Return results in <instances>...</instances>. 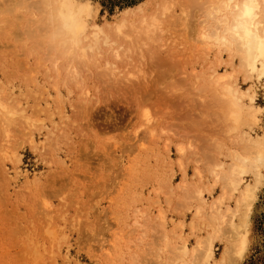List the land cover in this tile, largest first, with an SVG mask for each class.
<instances>
[{
	"label": "rangeland",
	"instance_id": "rangeland-1",
	"mask_svg": "<svg viewBox=\"0 0 264 264\" xmlns=\"http://www.w3.org/2000/svg\"><path fill=\"white\" fill-rule=\"evenodd\" d=\"M89 1L103 25L143 2L149 14L156 0ZM35 2L0 0V91L17 108L7 132L0 124V264H179L175 247L186 244L191 256L206 237L222 187L203 163L219 124L210 120L211 97L198 89L232 73L240 90L252 87L261 107L254 132L262 133L264 79L242 71L233 52L206 46L201 30L214 23L202 0L189 1L185 13L175 3L160 17L156 41L124 40L115 59L104 53L102 63L115 61L106 72L84 69L70 79L60 61L62 77L48 75L37 65L46 58L41 36H29L38 30L29 9ZM13 152L20 161H10ZM251 182L247 176L242 186ZM193 186L205 204L198 214L187 197ZM237 195L220 206L226 220ZM248 219L247 250L232 264H264V172ZM223 225L208 264L218 263L229 240Z\"/></svg>",
	"mask_w": 264,
	"mask_h": 264
},
{
	"label": "bare ground",
	"instance_id": "bare-ground-1",
	"mask_svg": "<svg viewBox=\"0 0 264 264\" xmlns=\"http://www.w3.org/2000/svg\"><path fill=\"white\" fill-rule=\"evenodd\" d=\"M189 1L191 0H156L154 10L149 14H143V5L146 3L143 2L134 7L124 8L120 11V16L114 18L112 22L108 21L100 25L94 20L96 9L89 0H36L29 9L32 17L38 22V30L30 33L29 36H41L42 47L46 50V58L39 57L37 65L43 66L48 75L52 69L57 78L62 77L63 69L58 66L60 61L61 66L68 70L66 72L70 69L72 75L70 79L79 76L84 69L106 72L110 66L113 67L115 61L107 57L102 63L101 57L104 53L112 52L115 59L118 57V48L123 46L124 40L132 41L136 45L137 42L142 43L141 40L156 41L155 31L160 25V17L172 12L170 10L175 3L177 5L179 3L182 12L185 13ZM202 6L207 17L214 23L210 31L201 30V39L206 46L214 47L219 51L223 49L233 52L239 58L242 71L249 77H254L256 81L264 79V0H202ZM24 10L27 11L28 8ZM127 49L130 50V46H127ZM230 75L229 77L218 75L212 80L208 79L209 76L207 82L203 81L205 83L202 84L201 89H198L211 97L208 101L205 100L207 101L205 103L213 119L210 117V120L213 125L219 124L217 126L220 129L217 131L219 129L213 128L219 132L217 133L219 135L212 140L213 142L208 140L211 142L209 145L212 146L207 145L208 147L203 148L202 152H205V154L201 152L203 163L213 176V182L220 183L222 187L216 205L210 206L211 211L208 210L207 223L210 230L206 237L195 242L196 245L191 247V256L186 244L175 247L174 255L177 250L175 260L179 264H208L213 258L214 241L221 233L219 227L222 223L225 225L224 222H227L225 226L230 236L216 264H232L233 260H239L244 255L248 247L250 230L248 215L264 172V132H254L260 120L258 114L261 113V107L255 105L256 96L252 87L240 90L231 82ZM63 79L66 80L64 76ZM197 80L196 77L194 83H197ZM2 93L0 91V124L7 132L8 127L13 124L17 108L7 102ZM203 105H201L202 109ZM204 107L206 109V106ZM142 113L145 121L149 122L147 110ZM203 119L205 120L204 116ZM29 120L32 123L31 117ZM29 120L25 121L31 125ZM195 128L197 130V127ZM209 128L212 129V125ZM30 133L28 132L29 135ZM226 140L230 141L228 145L225 143ZM3 152L7 158L6 151ZM183 152L184 146L179 144L177 153L181 156ZM11 158H14V162L20 161L15 152L10 156V161ZM226 159L230 162L227 167L224 164ZM249 175L252 182L242 186V182L247 176L250 177ZM198 188L194 189L193 186L194 190L187 196L191 201L198 203L197 214L205 205L202 190ZM235 192L238 195L234 203V211L230 212V220H226L225 213L228 209L221 214L220 206L223 205L226 197L227 199L232 197ZM235 215H239L237 224L233 221ZM160 218L163 219L161 215ZM226 228L223 234L226 233Z\"/></svg>",
	"mask_w": 264,
	"mask_h": 264
}]
</instances>
